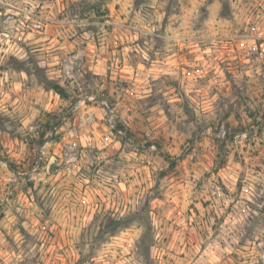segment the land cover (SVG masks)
Segmentation results:
<instances>
[{
  "label": "rangeland",
  "instance_id": "374dc122",
  "mask_svg": "<svg viewBox=\"0 0 264 264\" xmlns=\"http://www.w3.org/2000/svg\"><path fill=\"white\" fill-rule=\"evenodd\" d=\"M0 264H264V0H0Z\"/></svg>",
  "mask_w": 264,
  "mask_h": 264
}]
</instances>
